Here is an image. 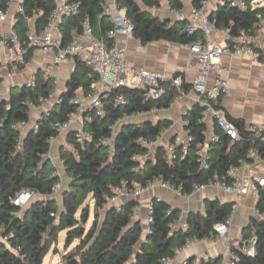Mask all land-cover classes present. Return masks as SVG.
Returning a JSON list of instances; mask_svg holds the SVG:
<instances>
[{
    "label": "trees",
    "instance_id": "trees-1",
    "mask_svg": "<svg viewBox=\"0 0 264 264\" xmlns=\"http://www.w3.org/2000/svg\"><path fill=\"white\" fill-rule=\"evenodd\" d=\"M0 1L8 8L10 0ZM68 1L79 5V13L64 23L66 38L89 16L96 35L112 42L108 37L112 27L104 16V0ZM168 1L173 9L184 8L181 0ZM204 1L193 0V6L201 8ZM246 1V10L224 4L210 16L215 28L225 33L229 41L253 31L257 14L264 15V5L253 8L255 0ZM117 4L125 10L127 19L134 26V37L142 45L160 41L189 45L198 40L199 36L183 32V23L153 13V10L161 8V0H117ZM23 6L26 14L21 16L18 24L23 30L21 37L26 35L24 22L27 18L35 17L38 24L44 25L57 3L56 0H25ZM33 52H30V58ZM83 78L87 79L86 82ZM95 79L88 68L76 61V69L58 105L44 114L37 128L32 127L25 136L19 125L29 123L31 105L38 108L41 99L51 98L53 79L38 73L35 86L14 88L7 98H0V227L4 225L6 233L14 235L12 245L20 249L18 254H14L0 243V264H43L63 231H67V247L79 240V245L64 256L66 264L73 260H77V264H160L163 258L173 257L175 250L189 239L202 241L215 235L214 226L232 216L234 204L208 200L203 213H191L187 217L188 230L171 232L169 225L179 218L180 211L153 198L152 222L145 232L141 222L135 218L137 202L127 201L120 205V210L108 206L116 190L134 183L145 187L151 180L158 179L174 188H181L183 195L190 196L198 185L207 184L215 176L221 181L232 182L229 169L237 166L240 159L249 161L253 149L264 160V142L254 132H247L242 121L234 120L240 140L233 141L215 124L218 140L210 143L209 169H204L198 153L207 137L204 110L199 105L187 115L186 130L192 141L185 154L180 146L175 147L173 155L163 146L149 151L139 144V140H157L168 124L160 121L132 125L123 122L124 115L134 116L154 107L168 108L176 90L167 86V92L159 102L145 101L142 90H122L129 101L127 106H116L108 98L105 100L106 116L99 117L93 111L84 116V127L91 140L79 145L75 134L69 135L74 150L68 152L65 159L70 182L63 194L64 208L60 212L53 200L60 178L55 175V168L48 159L51 139L58 135L55 124L68 121L77 112V106L71 103L74 95L80 89L89 91ZM119 124L123 127L115 135L112 127ZM103 140L110 143L103 144ZM23 190L33 191L39 197L18 216L21 209L13 205V200ZM89 200L94 203L95 219L88 231H82L85 215L90 210ZM258 208L264 211V197H260ZM251 236L258 239L256 256L247 257L236 252V264H264V219L256 220L253 227L245 231L244 240ZM201 264L218 262L203 261Z\"/></svg>",
    "mask_w": 264,
    "mask_h": 264
},
{
    "label": "built area",
    "instance_id": "built-area-1",
    "mask_svg": "<svg viewBox=\"0 0 264 264\" xmlns=\"http://www.w3.org/2000/svg\"><path fill=\"white\" fill-rule=\"evenodd\" d=\"M25 0H18L16 7L17 13L20 16H25L26 10L23 6ZM189 15L186 16V9H173L168 0H164L165 7L169 13L177 18L187 17V23L183 30L185 34L190 36H199L198 40L188 45L190 53L197 59L198 66L202 74L195 80L191 92L195 95L196 105H199L204 110V119L211 117L214 119L218 127L233 141L240 140V132L237 125L232 122L224 113L221 107L222 98L229 93L228 81L220 74L216 76L215 83L212 87L208 85V75L210 72L216 70L220 61L225 55L232 56H248L260 61L264 70V15L258 13L254 24V29L250 33H243L241 36L232 38L230 41L226 38L223 41L214 39V34L219 31L215 28L214 23L210 20L208 14V6L214 0H205L201 8L193 6V0ZM222 5L228 4L233 8H240L246 10L248 3L246 0H221ZM57 7L47 17L44 28L39 33L27 32L25 37L12 32L10 34H2L0 37V44L7 54V60L4 67L7 69V75L0 70V90L4 84L6 77L17 75L21 68H26L31 60L29 57L31 51L42 52H56V58L52 65H49L45 72L46 78H51V73L56 65L62 64L69 59L81 62L88 68L96 79L92 82L88 92L83 90L77 91L71 103L77 106V112L64 123L58 122L55 128L58 135L51 139L53 143L56 138L66 132L74 130L76 122L82 123L78 129L75 130V141L79 145H84L91 140V136L85 130L84 116L90 111L96 113L99 117L107 115L108 108L105 100L111 98L114 105L125 107L129 101L122 90H142L144 91L145 101L159 102L165 96L167 86H171L176 90V100L185 98L189 95V90L185 87L184 77L182 73L169 74L161 72H150L146 70H137L129 68L125 61V49L117 42L118 36H125L127 38L134 37V26L127 19L125 10L121 9L117 0H104V16L109 20L112 29L108 32V37L112 42H107L104 38L96 35L91 18L86 16L80 25V28L75 29L69 38H66L63 32V25L68 18L74 17L79 13V5L71 3L68 0H56ZM259 3L257 0L253 1L252 6L255 8ZM9 18L8 8H5L0 1V30L3 23ZM29 19V18H27ZM264 79V74H263ZM36 84V76H33L28 82V86L33 87ZM1 93V92H0ZM49 101L41 99V105ZM32 110L35 109L31 105ZM31 110V111H32ZM159 108L154 107L151 110H143L137 112L134 116L124 115L123 122L128 123L130 120H145L154 117L159 113ZM88 120H90L88 118ZM21 130H27L28 123H21L19 125ZM33 127L37 128V124ZM117 126H113L112 130L115 134ZM164 133V131H163ZM162 133V135H163ZM254 133L260 137L264 142V125L254 128ZM155 141H150L144 138L139 140V144L149 151H155L160 147L161 138ZM215 137L210 141L202 144L199 149V162L206 170L209 169L208 159L210 143L217 141ZM192 141L190 136L182 137L176 136V144L169 147L170 155L175 153V147L180 146L183 154L188 150V145ZM103 144H109L110 141L103 140ZM258 151L253 149L249 157L257 156ZM245 159H240L237 166H232L228 175L232 178V182L227 183L221 181L218 176L210 180L207 184H200L196 187L195 192H201L208 188H218L228 195L235 196L238 199L246 196L249 193L262 196L264 191V177L251 179L246 183L244 177L241 175V168L246 164ZM157 188L172 189L178 192L180 196L183 195L181 188H174L168 183L162 182L158 179H153L144 187L141 184L134 183L132 186L124 185L122 188L116 190L115 196L110 200L108 206L116 205L120 210V201L123 199L138 200L147 192H151ZM55 192H58L56 188ZM38 194L30 190H23L16 195L13 200V205L20 208L18 214L20 216ZM154 203L152 199L148 203L147 223L152 222ZM141 206L135 209L136 214L140 213ZM254 214L258 220L264 219V211L259 208L254 210ZM232 223V216L224 223H219L214 226L215 235L211 236L207 241L216 244L223 239L229 231ZM189 225L181 213L179 218L170 223L169 229L171 232H178L180 230H188ZM12 233H6L5 226L0 227V243L5 247L18 254L20 249L12 245ZM200 240L193 238L189 239L183 246L175 250L173 257H165L160 264H175L185 252L191 250ZM258 251V239L255 236L243 240L236 246L228 247L221 264H236L240 253L247 257H255ZM237 252V253H236ZM198 259H184L179 264H201Z\"/></svg>",
    "mask_w": 264,
    "mask_h": 264
},
{
    "label": "crops",
    "instance_id": "crops-1",
    "mask_svg": "<svg viewBox=\"0 0 264 264\" xmlns=\"http://www.w3.org/2000/svg\"><path fill=\"white\" fill-rule=\"evenodd\" d=\"M181 1L184 5V9H186V16H188L192 1ZM161 2L162 6L160 9L156 10L158 12L156 15L161 17V13H165L166 15H162V18H169L174 22L181 23L185 21L183 24L186 26V16L182 18L173 16L167 11L166 7L163 6L164 0H161ZM17 4L18 0H10L8 4L9 18L2 25L0 37L2 34L6 35L12 32L21 35L23 30L18 24L22 20V17L17 13ZM221 5V0L212 1L207 9L208 14L211 16ZM162 9H164L163 12ZM24 24L27 29L25 34L27 32L34 34L39 33L45 25L38 24L35 17L26 19ZM117 42L125 49V61L129 68L150 72L183 74L185 87L190 92L187 97L179 100L174 98L168 108H161L159 113L154 117L145 120L132 119L128 122L132 125L147 123L148 121L152 123L160 121L167 123L168 127L164 129L160 146L165 147L166 150L169 151V147L176 144V136H189L186 130L187 115L197 106L195 95L191 92V88L197 77L202 74L197 59L190 53L188 45L165 41L142 45L135 37L127 38L125 36H118ZM55 58V51L46 53L38 50L34 51L26 68L20 70L15 76L6 77L0 90V98H7L12 89L22 88L27 85L31 78L38 73H42V76L46 78L45 70L49 65L54 63ZM6 60L7 54L0 44V70H2L5 75H7V69L4 67ZM75 69L76 61L74 59H69L54 67L51 73V78L54 81L51 98L46 104L31 111L28 128L27 130H23V136L38 123L39 119L44 114L58 105L63 93L67 91L68 81ZM218 74L222 75L228 81L229 85V93L221 100V107L225 115L232 122H234V120L242 121L243 127L247 132H254V128L264 125V70L260 61L248 56L225 55L222 57L216 70L209 73V87L214 85ZM83 91L85 93L88 92L85 90ZM203 122L206 125L207 140L210 141L217 137L216 122L214 119L208 117L203 120ZM80 124L82 125V123L76 122L74 124V130L59 135L56 140L51 143V149L48 155V159L55 168V175L60 178V183L57 187L58 192H55L53 196V200L57 203L60 212L64 208L63 194L69 188L70 182V178L66 173L65 159L68 152H72L74 149L73 144L69 140V135L71 133L75 134L74 132L81 126ZM241 175L244 177L246 183L250 182L251 179L263 178L264 160L258 157V155L251 157V159L246 162L245 166L241 168ZM153 198H158L162 202L167 203L171 208L180 211V213L184 214L186 220L191 213H203L208 200H219L221 203L234 204L232 223L229 227L228 234L216 244L210 243L207 240L198 242L191 250L177 258L175 264H179L184 259H198L201 262L217 261L218 264H221L224 260L227 248L240 244L244 240L245 231L252 228L254 222L258 220L254 214V210L258 208L260 198L252 193L238 199L235 196L225 194L218 188H208L201 192H195L190 196H180L175 190L157 188L151 192H147L138 200L123 199L119 203V205H121L127 201H135L139 204L138 206H141V211L136 214L135 218L141 222L145 232L149 229L146 219L147 206L149 201ZM114 206L117 207L116 205ZM89 212V226L86 228V231L90 229L94 222L95 208L93 213H91V209ZM79 215L80 213L78 216ZM63 232L67 233V231ZM78 245L79 240H76L70 247H67L66 238L64 253L60 254V257L56 256L55 264H66L63 259L64 256L74 250Z\"/></svg>",
    "mask_w": 264,
    "mask_h": 264
},
{
    "label": "rangeland",
    "instance_id": "rangeland-1",
    "mask_svg": "<svg viewBox=\"0 0 264 264\" xmlns=\"http://www.w3.org/2000/svg\"><path fill=\"white\" fill-rule=\"evenodd\" d=\"M257 3H259L260 5H264V0H257ZM163 6H165V4ZM163 11H164V9H162V12ZM153 13L157 14L158 12L156 10H153ZM162 15L165 16L166 14L165 13H161V17H162ZM214 38L219 39V40H225V38H227V35L225 33L219 32L218 34H216V33L214 34ZM86 80H87L86 78H83V82H86ZM122 126H123L122 124H119L116 127L115 135L119 133V131L121 130ZM61 172H62V170H61ZM91 202L89 200L88 204L90 205V209L92 211L91 213H93L94 203H93V201H91ZM83 226L86 229L89 226V223L87 222V224L83 225ZM66 234H67L66 232H62V233L59 234V239H58V242H57L56 246H54V248H52L51 252L46 256L43 264H55L56 256L60 257V254L64 253L65 244H66V238H67ZM54 250H56V251H54Z\"/></svg>",
    "mask_w": 264,
    "mask_h": 264
},
{
    "label": "water",
    "instance_id": "water-1",
    "mask_svg": "<svg viewBox=\"0 0 264 264\" xmlns=\"http://www.w3.org/2000/svg\"><path fill=\"white\" fill-rule=\"evenodd\" d=\"M185 21H183V23H184ZM148 122H150V121H148ZM123 127V126H122ZM262 196L264 197V191L262 192ZM89 216H90V212H87V214L85 215V219H84V225H86L87 224V222H88V220H89ZM85 230V227H83L82 228V231H84ZM77 260H73L72 262H70L69 264H77Z\"/></svg>",
    "mask_w": 264,
    "mask_h": 264
}]
</instances>
